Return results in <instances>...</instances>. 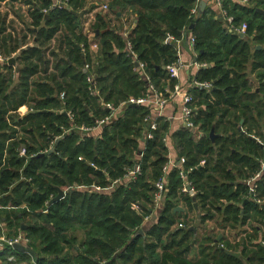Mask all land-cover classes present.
I'll return each mask as SVG.
<instances>
[{
    "label": "trees",
    "instance_id": "16d2710c",
    "mask_svg": "<svg viewBox=\"0 0 264 264\" xmlns=\"http://www.w3.org/2000/svg\"><path fill=\"white\" fill-rule=\"evenodd\" d=\"M5 1L29 8L27 31L34 44L20 50L0 14L2 53L18 55L15 66L0 63V237H17L26 226L36 257L0 244L2 261L264 264V13L257 11L264 9V0H250L249 6L223 0L233 18L229 28L211 8L194 14L197 0H108L116 18L130 10L137 23L125 38L98 15L97 52L81 32L85 0H60L68 1L62 9L53 8L55 0H0V6ZM242 24L248 26L245 38L235 30ZM60 33L64 39L56 53L51 42ZM187 35L195 39V62L207 64L195 80L212 84L210 91L189 92L196 131L184 127L170 135L171 124L160 119L153 138L144 141L152 107L132 104L102 129L101 137L77 130L108 116L105 104L118 107L147 95L148 84L135 63L144 65L155 89H173L177 81L167 67L178 61V44ZM48 53L59 58L51 78ZM41 73L46 76L35 79ZM23 106L29 112L21 117ZM168 137L185 163L167 174L162 209L148 228L144 222L155 209V185L169 161ZM136 165L141 173L128 182ZM185 182L195 199L183 192ZM57 189L67 194L49 206ZM180 204L186 214L176 212ZM210 221L244 236L235 246L224 237L217 241L219 236L207 230ZM200 227L204 234L197 233ZM142 228L144 235L137 234ZM229 252H240L239 257ZM9 257L16 261L8 262Z\"/></svg>",
    "mask_w": 264,
    "mask_h": 264
},
{
    "label": "crops",
    "instance_id": "0c3cea01",
    "mask_svg": "<svg viewBox=\"0 0 264 264\" xmlns=\"http://www.w3.org/2000/svg\"><path fill=\"white\" fill-rule=\"evenodd\" d=\"M201 1L206 2V9L211 8L213 9L215 12H217L220 16V8L217 7V5L214 4L213 0H197L198 2V6L196 7V13L194 14H199V3ZM233 3H237L240 5H246L249 6L250 5V0H247L248 3H244L243 0H230ZM85 6L84 9L81 10L80 13H84L83 16H80L82 19L81 22V32L87 37V39L90 42V47L92 49L93 52H97V35L99 34V31L96 30L94 28L96 20H97V16L98 15H102L105 18V23L108 24V27H113V28H117L119 30V32L124 36L127 37L129 32L131 30L134 29V26L137 23V16L135 14H133L130 10H127L123 15L119 14L118 17L116 18L111 11L105 10L104 6L108 5V0H85ZM264 12V9L262 10ZM79 13V14H80ZM0 14L5 15L7 17V27H8V32H11L13 37L15 39H18L19 42V49L22 50V48H29L30 46H32L34 44V36L32 34L29 33V31H27V26L29 25V23L31 22L30 16H29V8L23 4L21 1L19 2H2L1 6H0ZM221 21L223 22V26H225L226 28H229L230 26L226 23L225 20H223V18L221 19ZM62 33H60L59 35H57L56 39H54L51 42V48L53 50H56V53L59 52V49L56 48L59 44H60V40L64 39L63 36L61 35ZM241 38H245V35L242 36L240 35ZM191 35H187V38L185 39L184 42L179 43V60L181 63H184L185 66L182 67L181 71H180V76H179V80H177V84L176 85H180L182 91L183 90H187L190 92V90L193 88L192 87V79L195 78V75L197 74V72L200 70L198 69L196 66H194L195 62V54L192 51V45L190 44V39H191ZM252 39V37H251ZM94 45H96V47H94ZM259 50L262 49V46H258L257 47ZM17 54H14L13 56H15ZM12 56V57H13ZM47 58L49 59V66H50V70L48 73V77H52V75L57 74L58 72L56 71V64L58 63V57H51V54L48 53ZM17 62V61H16ZM138 67V66H137ZM86 71H88L86 69ZM46 75L41 73L39 74L35 79H39V77H45ZM50 77V78H51ZM175 85V86H176ZM158 90V89H157ZM158 92H160L162 94L163 100L166 101L164 108L159 109V107L157 106H153L152 110H151V123H149L148 125L151 126L152 123L156 124V128L158 127V121L160 119H163L165 121H168L171 124V129H170V135H172V133H175L176 131H178L180 128H184L183 127V121H182V116H181V100L182 98H180V96L174 92L173 89H169L168 87L165 88V90H158ZM151 98V97H150ZM121 106V105H120ZM118 106V107H120ZM125 107H123V109L119 110L117 112V116L115 117V120L117 119V117H119L123 112H124ZM29 112V108L27 106H23L19 111L18 114L22 117L23 115L27 114ZM195 112V110H194ZM195 117V116H194ZM243 122V121H242ZM103 129V128H102ZM102 129H99L97 131H94V133H90L91 136H96V137H100V134L102 132ZM156 130V129H155ZM151 131V128L150 130ZM148 131V132H149ZM148 133H145V135L147 136ZM146 137L144 136V141H147L145 139ZM167 146L169 147V161L167 164L170 165L169 170L171 171L175 166H178V162L180 160V158L178 157L177 153L175 152L174 148H173V144H172V140L170 137L167 138L166 140ZM142 145V149L144 148V143H141ZM174 163V165H172ZM167 166V165H166ZM79 189H83V190H88V192H103V190H101L100 188L94 187L92 186L91 188H87V187H80ZM65 193L67 194V192L65 191ZM162 205L163 202L161 203V208L159 209L161 211L162 209ZM180 208L183 209V212H179V213H184L186 214L187 211H185L184 206L183 205H179ZM158 210V211H159ZM158 211L156 213H154L152 215V217H150V219L148 221L144 222V225H149L148 228L151 227L152 223H147V222H155L157 217H158ZM43 212H47V211H43ZM189 216L193 217L192 214H189ZM2 227L4 228V226L2 225ZM210 230V232L214 235L219 236L218 240L220 239L222 240L223 237L226 241L230 242L233 246L237 245L241 240V237L244 236V234H239L237 232L234 231H230V230H221L218 226L217 223L215 222H208L207 224V230ZM5 231V228H4ZM23 230H20L17 234L20 235L21 233H23ZM25 233V232H24ZM198 234H204L205 231L200 227L197 230ZM3 246H5L3 244ZM23 247H25L24 245H21ZM224 246V245H223ZM3 250V247L0 246V252ZM233 252H236L233 250ZM231 252V253H233ZM20 253V252H19ZM240 252H237L236 254H239ZM26 254V253H24ZM235 254V253H234ZM193 256H195V252L192 254V256L189 258H192ZM16 259L14 257H9L8 258V262H15ZM0 264H7L5 262L2 261V259L0 258ZM22 264H35L33 260L30 261V263L26 262V263H22Z\"/></svg>",
    "mask_w": 264,
    "mask_h": 264
},
{
    "label": "built area",
    "instance_id": "2783aa9c",
    "mask_svg": "<svg viewBox=\"0 0 264 264\" xmlns=\"http://www.w3.org/2000/svg\"><path fill=\"white\" fill-rule=\"evenodd\" d=\"M214 4L217 5L218 8H220V17L223 18V20L226 21V23L232 27V22H233V18L230 17L227 12L225 11V9L223 8V0H213ZM68 1H60V0H55L54 4H53V8L57 7V8H67L68 6ZM244 3H248L247 0H243ZM104 9L107 10V6H104ZM193 13H196V11H193ZM248 26L246 24H242V26L240 28H235V30L237 31V33H239L240 35L244 36L247 32ZM128 37V36H127ZM125 37V38H127ZM190 44L192 45V51L195 54V39L192 37L190 39ZM129 51H131V54L135 57L134 53L132 52V46H130V43L127 44ZM94 47H96V45H94ZM196 56V54H195ZM10 58H6L4 56V54L2 53V49H1V44H0V63L3 64V62H8ZM185 66L184 63H181L179 58L178 61L175 64H172L170 66L167 67V71L169 74L170 79H174V80H179V76H180V71L182 69V67ZM194 66H196L198 69H200L201 67H207V64H198L197 62L194 64ZM87 70L90 68L89 65H87L85 67ZM137 71L138 73L142 76V78L147 82L148 84V93L145 97H141V98H130L129 102L126 104H122L120 107H115L113 104H105L104 107L106 108V110L108 111L109 115L104 117L103 119L97 120L96 124L94 125V127H87V126H81L79 128H77V130H79L80 133L82 134H90V133H94V131H97L99 129H102L106 126H109L110 124H112V122L115 120V117L117 116V112L121 109H123V107H126L127 105H136V106H141V105H149L150 107L153 106H157L159 107V109L164 108L166 101L163 100L162 94L160 92H158L157 89H155V87L151 84V81L149 80V77L144 74V65L139 64L137 67ZM192 87L193 88H197V89H205L207 91H210L212 88V84L209 82H199L197 80H195V78L192 79ZM174 92L177 93L180 98H182L181 100V116H182V121H183V127H186L192 131H196L197 127L194 124V109L192 107L194 99L191 97L189 91L187 90H183L181 89L180 85H176L173 88ZM64 97V94L61 95V98ZM151 97V98H150ZM67 116L73 120V116L68 113ZM149 123H151V118H148ZM151 131L156 129V124L152 123L151 126ZM71 130H74V128H71ZM151 131L148 132L147 136H146V140H150L153 138V135L151 133ZM67 132H70L67 131ZM101 137V136H100ZM167 140V138H166ZM165 140V142H166ZM55 147H52L51 149L53 150ZM26 155V150L23 148V150L20 151V156L23 157ZM140 157H142V155H140ZM178 166L175 167H181L184 163L185 160L184 159H180L178 162ZM204 163V162H203ZM203 163L201 165H203ZM171 165V163H170ZM169 164H167V166L163 169L164 171V176L163 178L156 183L155 185V189H157V192L155 194L154 197V213H156L160 208H161V203L164 201L165 195L167 193V174H169L170 167ZM174 165V163L172 164ZM264 167V164L262 165ZM141 173L140 171V167L139 165H136L134 167V169L130 172L129 176L127 177L126 180H128V182L132 181L133 179H136V177ZM259 176V175H258ZM257 176V177H258ZM181 177L182 179L185 180L186 178V174L184 173V171L181 172ZM117 183V182H116ZM188 183L185 182L184 186H183V192L184 193H189V191L186 188V185ZM97 189V187H96ZM258 202H261L260 200H258ZM135 210L139 211V208L135 206ZM150 218H147L146 221H148ZM181 228H184L183 225H180ZM30 240L27 238L26 233H21L20 235H18L17 237L14 238H8L6 239L5 236L0 237V244L1 245H6V246H11L14 247V245H24L25 247L28 246Z\"/></svg>",
    "mask_w": 264,
    "mask_h": 264
},
{
    "label": "water",
    "instance_id": "95a60500",
    "mask_svg": "<svg viewBox=\"0 0 264 264\" xmlns=\"http://www.w3.org/2000/svg\"><path fill=\"white\" fill-rule=\"evenodd\" d=\"M199 15H202L203 13H204V11L206 10V2H204V1H201L200 3H199ZM259 13H264L262 10H260V9H258L257 10ZM70 12H72V14L73 13H76V12H74V11H70ZM80 16H83L84 15V13H80L79 14ZM219 18H220V20L222 19V17H220L219 16ZM193 28V27H192ZM24 50H26L25 48H22V51H24ZM17 59H18V55H15V56H13V57H11L9 60H8V64L9 65H12V66H15L16 65V61H17ZM136 64V66H138L139 64L138 63H135ZM85 73H87V71H85ZM210 137H211V139L212 140H215L217 137H218V135H216V133H215V131H214V129H212L211 130V132H210ZM264 147V146H263ZM55 150V148L52 150V151H50V153H52L53 151ZM45 154L44 153H41V154H39V155H37V157L38 158H41V157H43ZM264 168V167H263ZM186 188H187V190L189 191V193L191 194V196L195 199V196H196V192L194 191V189L193 188H191V186L189 185V184H187L186 185ZM57 191H58V195L56 196V197H54L49 203H48V205L49 206H52L53 204H55V203H57V202H60V200H62V199H64L65 198V196H66V193H65V191H63V190H59V189H57ZM194 206H196V208H197V210H198V205L197 204H195ZM176 212H183V209L182 208H176ZM200 218H201V216L200 215H198V220L200 221ZM23 227V230L25 231L27 228H26V226L24 227V225H22ZM194 230H196L195 228H193ZM137 234H139V235H144V229L142 228V229H140L139 231H138V233ZM1 246V245H0ZM216 246L218 247L219 246V244H216ZM14 250H16V251H18V252H20V253H28L30 256H32V257H36V253L34 252V250L32 249V247H30V246H26V247H23V246H21V245H14ZM228 252V251H227ZM230 253V255L231 256H234V257H239V254H234V253H231V252H229Z\"/></svg>",
    "mask_w": 264,
    "mask_h": 264
},
{
    "label": "rangeland",
    "instance_id": "374dc122",
    "mask_svg": "<svg viewBox=\"0 0 264 264\" xmlns=\"http://www.w3.org/2000/svg\"><path fill=\"white\" fill-rule=\"evenodd\" d=\"M151 222H152V221H150V222H147V223H149V224H150ZM145 226H146V225H145ZM148 226H149V225L147 224V227H148ZM192 254H193V253H191V254H190V257L192 256Z\"/></svg>",
    "mask_w": 264,
    "mask_h": 264
}]
</instances>
